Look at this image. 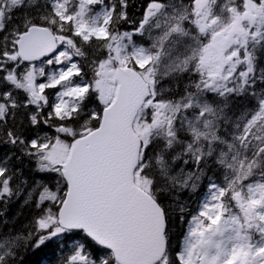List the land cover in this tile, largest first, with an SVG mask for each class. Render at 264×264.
Segmentation results:
<instances>
[{
    "label": "snow or ice",
    "instance_id": "1",
    "mask_svg": "<svg viewBox=\"0 0 264 264\" xmlns=\"http://www.w3.org/2000/svg\"><path fill=\"white\" fill-rule=\"evenodd\" d=\"M39 252L264 264V0H0V264Z\"/></svg>",
    "mask_w": 264,
    "mask_h": 264
},
{
    "label": "trees",
    "instance_id": "2",
    "mask_svg": "<svg viewBox=\"0 0 264 264\" xmlns=\"http://www.w3.org/2000/svg\"><path fill=\"white\" fill-rule=\"evenodd\" d=\"M198 201H199V195L193 197V199L191 201V207H192L193 211L196 210L197 205H198ZM19 211H22V210L19 207V205H16L11 209L10 214L14 215L15 213H17ZM24 212H25V215H27V210H24ZM174 231H176L177 233H180V232L184 231V228H183V226H178V227L174 228ZM43 261H46L49 264V256L45 252H39L35 255L30 256L27 264H42Z\"/></svg>",
    "mask_w": 264,
    "mask_h": 264
}]
</instances>
